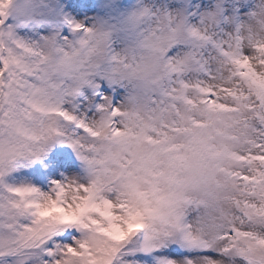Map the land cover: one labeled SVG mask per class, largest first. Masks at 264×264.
<instances>
[{"label": "snow or ice", "instance_id": "6c2138e0", "mask_svg": "<svg viewBox=\"0 0 264 264\" xmlns=\"http://www.w3.org/2000/svg\"><path fill=\"white\" fill-rule=\"evenodd\" d=\"M0 264H264V0H0Z\"/></svg>", "mask_w": 264, "mask_h": 264}]
</instances>
